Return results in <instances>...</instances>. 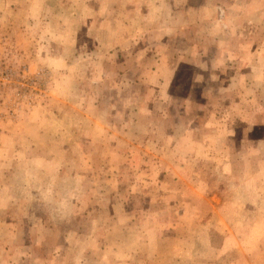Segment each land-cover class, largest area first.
<instances>
[{
  "label": "rangeland",
  "instance_id": "374dc122",
  "mask_svg": "<svg viewBox=\"0 0 264 264\" xmlns=\"http://www.w3.org/2000/svg\"><path fill=\"white\" fill-rule=\"evenodd\" d=\"M0 264H264V0H0Z\"/></svg>",
  "mask_w": 264,
  "mask_h": 264
}]
</instances>
